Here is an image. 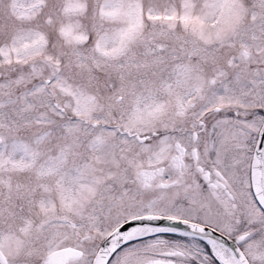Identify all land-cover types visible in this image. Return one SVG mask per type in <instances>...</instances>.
<instances>
[{"label":"snow or ice","instance_id":"snow-or-ice-1","mask_svg":"<svg viewBox=\"0 0 264 264\" xmlns=\"http://www.w3.org/2000/svg\"><path fill=\"white\" fill-rule=\"evenodd\" d=\"M0 264H264V0H0Z\"/></svg>","mask_w":264,"mask_h":264}]
</instances>
